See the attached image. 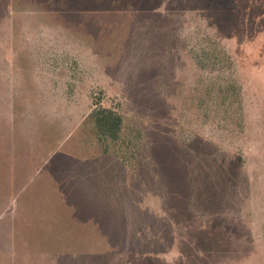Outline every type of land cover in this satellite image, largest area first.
<instances>
[{"label":"rangeland","instance_id":"obj_1","mask_svg":"<svg viewBox=\"0 0 264 264\" xmlns=\"http://www.w3.org/2000/svg\"><path fill=\"white\" fill-rule=\"evenodd\" d=\"M0 264H264V0H0Z\"/></svg>","mask_w":264,"mask_h":264},{"label":"trees","instance_id":"obj_2","mask_svg":"<svg viewBox=\"0 0 264 264\" xmlns=\"http://www.w3.org/2000/svg\"><path fill=\"white\" fill-rule=\"evenodd\" d=\"M217 3V0H216ZM89 117L93 120L98 134L110 140H115L122 128V116L112 109L97 108Z\"/></svg>","mask_w":264,"mask_h":264},{"label":"crops","instance_id":"obj_3","mask_svg":"<svg viewBox=\"0 0 264 264\" xmlns=\"http://www.w3.org/2000/svg\"><path fill=\"white\" fill-rule=\"evenodd\" d=\"M58 182V181H57ZM68 184V183H67Z\"/></svg>","mask_w":264,"mask_h":264}]
</instances>
